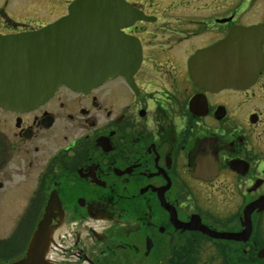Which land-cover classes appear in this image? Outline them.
Wrapping results in <instances>:
<instances>
[{
    "label": "flooded vegetation",
    "instance_id": "1",
    "mask_svg": "<svg viewBox=\"0 0 264 264\" xmlns=\"http://www.w3.org/2000/svg\"><path fill=\"white\" fill-rule=\"evenodd\" d=\"M74 1L0 0V39ZM123 1L144 15L120 30L141 47L135 72L0 90L27 93L0 99V264H264V43L245 87H201L190 68L264 25V0Z\"/></svg>",
    "mask_w": 264,
    "mask_h": 264
},
{
    "label": "water",
    "instance_id": "2",
    "mask_svg": "<svg viewBox=\"0 0 264 264\" xmlns=\"http://www.w3.org/2000/svg\"><path fill=\"white\" fill-rule=\"evenodd\" d=\"M142 18L123 0L74 1L67 16L41 31L0 39V90L33 88L34 97H43L59 87L88 89L110 76L135 72L141 47L120 30ZM262 43L264 25L232 30L224 41L191 59L194 81L201 87H245L261 68ZM22 93L6 92L0 99L27 96ZM254 207L262 211L264 199ZM42 235L41 227L33 247ZM259 257L264 258L263 251Z\"/></svg>",
    "mask_w": 264,
    "mask_h": 264
},
{
    "label": "rangeland",
    "instance_id": "3",
    "mask_svg": "<svg viewBox=\"0 0 264 264\" xmlns=\"http://www.w3.org/2000/svg\"><path fill=\"white\" fill-rule=\"evenodd\" d=\"M201 2H203V3H205L206 2V0H200ZM212 2H214V0H209V3H212ZM165 3V2H164ZM166 4V3H165ZM199 8H202V6H200V2H199V4H196V6L193 8V9H199ZM197 14H203L202 12H200V13H197Z\"/></svg>",
    "mask_w": 264,
    "mask_h": 264
}]
</instances>
